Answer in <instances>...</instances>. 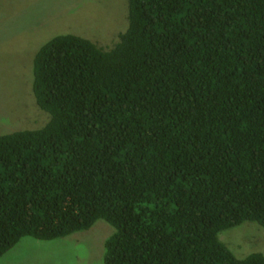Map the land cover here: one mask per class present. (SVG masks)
Segmentation results:
<instances>
[{
  "label": "trees",
  "instance_id": "trees-1",
  "mask_svg": "<svg viewBox=\"0 0 264 264\" xmlns=\"http://www.w3.org/2000/svg\"><path fill=\"white\" fill-rule=\"evenodd\" d=\"M113 47L46 41L40 129L0 134V259L25 237L114 232L105 264H264V0H128Z\"/></svg>",
  "mask_w": 264,
  "mask_h": 264
},
{
  "label": "rangeland",
  "instance_id": "rangeland-1",
  "mask_svg": "<svg viewBox=\"0 0 264 264\" xmlns=\"http://www.w3.org/2000/svg\"><path fill=\"white\" fill-rule=\"evenodd\" d=\"M128 0H0V134L40 129L49 121L33 91L34 57L52 37L72 33L109 49L128 25ZM114 228L98 220L66 237H25L0 264H105ZM237 257L264 253V227L247 221L219 234Z\"/></svg>",
  "mask_w": 264,
  "mask_h": 264
}]
</instances>
